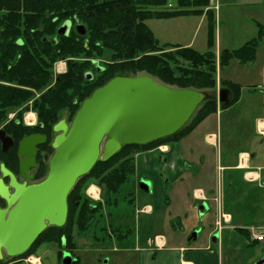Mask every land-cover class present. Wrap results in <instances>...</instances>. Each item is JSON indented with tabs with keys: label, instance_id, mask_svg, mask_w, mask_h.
I'll list each match as a JSON object with an SVG mask.
<instances>
[{
	"label": "trees",
	"instance_id": "trees-1",
	"mask_svg": "<svg viewBox=\"0 0 264 264\" xmlns=\"http://www.w3.org/2000/svg\"><path fill=\"white\" fill-rule=\"evenodd\" d=\"M169 3L173 8L154 9ZM209 3L210 0H0V79L16 80L19 85L0 84V109L6 118L10 109L30 100L33 92L23 87L41 92L32 101L31 108L37 112L38 122L50 139L52 127L63 118V112L74 115L84 99L117 75L142 71L167 85L194 88L206 94L190 120L174 134L144 145H123L106 161L98 160L70 191L65 224L44 230L26 254L34 252L41 242L62 246L63 238L66 246L74 251V232H85L98 220L100 202L90 200L85 194L90 183L101 188L105 206L116 205L115 195L135 172L132 151L147 150L177 140L216 111L214 54L210 50L199 52L190 46L160 43L145 23L148 19L200 14L212 20L214 12ZM67 20L73 24L83 23L85 35H78L73 26L67 35L58 34V28ZM258 26L256 37L239 48L222 53L221 65L231 58L242 63L255 58L260 38L264 35L262 25ZM46 38L57 40L52 43ZM106 50L112 53L111 61L97 70L89 58L102 55ZM62 58L67 59L66 71L59 75L55 86L47 87L54 63ZM88 71L92 72L89 79L86 78ZM222 86L232 92L231 103L222 105L226 107L239 98L240 87L230 81L220 82ZM42 175L39 173L38 177Z\"/></svg>",
	"mask_w": 264,
	"mask_h": 264
},
{
	"label": "rangeland",
	"instance_id": "rangeland-1",
	"mask_svg": "<svg viewBox=\"0 0 264 264\" xmlns=\"http://www.w3.org/2000/svg\"><path fill=\"white\" fill-rule=\"evenodd\" d=\"M213 5L215 8H213L214 17L212 20L205 14H200L148 19L145 22L160 43L190 46L199 52L210 50L214 54L215 93L220 82L230 81L239 84L240 100L230 107L232 115L229 118L222 115L221 121L216 123L220 126L217 144L205 146L201 142L203 134L215 127L213 114L204 119L191 134L180 141L183 146L190 143L188 152L185 151L187 160L193 159L191 158L192 154L193 156L195 154L194 158H197L198 161L203 160L206 172L195 175L192 180H185L186 178L179 180L176 185L182 189V196L180 193L177 195L175 185H173L169 189L166 205L161 208V211L152 214L143 213L139 210L145 204H152L154 200L151 194L140 188L139 183L141 180L151 181L152 175L150 176L145 171L143 164L137 158L138 153L132 151L136 160V171L115 195L117 204L102 208L104 216L99 223L97 222L95 226L93 223V226L91 225V228L85 232H74L73 240L76 243V249L73 251L74 258L70 254V263L77 257L79 261L74 264H138L136 258L140 248L151 251L150 259L158 253L159 248L155 245L156 235H164L169 239L168 243L171 242L170 238H173L174 241L185 242V239L188 240L191 234L197 231L196 243H202L205 241L207 232L215 226L217 203L209 201V209L200 214L199 207L195 204L199 201H195L192 195L194 188L212 184L217 189L221 185L222 174L218 166L226 158L232 163L236 162L239 159L237 150L245 149L256 154V147L254 146L252 150L249 147L250 144L246 145V143L250 139V133L251 135L253 133L254 116L263 115L262 109L264 110L261 105L262 95L264 96V35L260 38L255 58L252 61L242 63L231 58L229 62L221 65L220 60L222 61L224 51L239 48L245 42L256 37L257 23L264 27V0H213ZM171 8H173V4L169 3L165 7L154 9ZM209 23L212 25L210 26ZM209 30H211V36ZM111 54L110 50H106L102 55L89 58V61L97 60L99 64L103 65L111 61ZM61 60L66 62L67 59L62 58ZM60 62L57 60L54 63L53 72H55V64ZM139 74L145 73L137 71L133 75ZM153 78L160 81L156 77ZM30 114L32 115V113ZM11 115H8L7 118L13 117ZM62 116L70 122L73 115L68 116L67 112H63ZM227 125L235 128L236 133L226 130ZM240 128H243L244 132L238 136L237 131ZM230 138L235 139L230 146H226V142ZM260 138L263 139V137H258L259 144L262 141ZM262 147L261 143V149L256 154L257 161H255L264 165ZM44 174L45 172L39 177V180L44 177ZM232 174L239 178L242 171H232ZM255 186V183H242L241 180H238L236 187L234 186L235 190L229 191V189L223 190L222 188L220 201L223 207L224 203L228 205L227 210L224 207V211L240 214L243 222L241 224L244 228L250 229L252 226L256 231H259L262 230L259 226L264 224V198L261 202L254 204V198L247 192L250 187ZM94 188L97 190L96 187ZM255 188L258 189V187ZM243 191L246 193L237 196ZM256 191L258 192V190ZM90 192L93 191L90 189ZM259 194L261 195V192ZM235 195L238 198L230 200ZM211 196H214L213 192ZM234 223V220L227 225L223 223L218 233V250L223 255V264H254V259L259 258L262 254H254L255 248L246 244L245 234L231 229ZM146 237L150 238V242L148 244L144 242L145 245L142 241L146 240ZM62 249L58 243H47L40 245L34 254L43 264H59L58 259H60ZM103 258L107 259L106 263L99 261ZM249 258L253 261L251 262ZM32 261L38 264L37 259L32 258Z\"/></svg>",
	"mask_w": 264,
	"mask_h": 264
},
{
	"label": "water",
	"instance_id": "water-1",
	"mask_svg": "<svg viewBox=\"0 0 264 264\" xmlns=\"http://www.w3.org/2000/svg\"><path fill=\"white\" fill-rule=\"evenodd\" d=\"M69 27L70 21H65L58 33L66 35ZM75 31L83 36L86 28L77 23ZM45 40L56 42V38ZM90 77L87 72L86 78ZM204 98L202 91L169 87L147 74L115 76L96 88L69 124L61 119L53 126L54 151L45 177L30 185L13 183L15 192L4 194L7 208L1 212L0 253L21 255L47 226H63L70 191L98 160L106 161L123 145H144L174 134ZM231 99L228 88L219 89L220 103L227 104ZM42 140L34 135L24 139L23 145L34 146ZM139 186L145 192L151 190L149 180H141ZM192 237H197V231ZM70 258V253L64 252L61 263L69 264Z\"/></svg>",
	"mask_w": 264,
	"mask_h": 264
},
{
	"label": "crops",
	"instance_id": "crops-1",
	"mask_svg": "<svg viewBox=\"0 0 264 264\" xmlns=\"http://www.w3.org/2000/svg\"><path fill=\"white\" fill-rule=\"evenodd\" d=\"M210 7L213 9L215 6L213 5V0H210ZM260 23H257V26ZM262 25V24H261ZM264 30V27H262ZM259 29V26H258ZM257 29V30H258ZM258 33V31H257ZM235 61V60H231ZM230 61V62H231ZM229 64V63H228ZM240 100V97L238 101ZM236 101V103L238 102ZM234 105V103H233ZM262 107H264V96L262 95V102H261ZM232 107V106H230ZM230 107H224L218 110L217 113L213 114L214 116V123L215 127L212 130H207L201 139V142L203 145H209L204 141V136L206 134H214L216 139L215 143L219 140V131L220 126L219 124L216 125V123L219 122L221 119L222 115H226L228 118L232 115V108ZM263 115H255L254 116V122H253V137L250 133V139L246 143L250 144V148L253 150V147L255 146L257 149L256 154L261 149V143H262V149L264 150V110L262 109ZM204 121V120H203ZM221 121V120H220ZM195 129V128H194ZM226 130L232 131L233 133H236L235 128L227 125ZM193 131H191L189 134H191ZM244 132L243 128H240L237 131L238 136H240ZM261 132V133H260ZM188 134V135H189ZM186 135L185 137H187ZM262 136L260 138L262 141L259 144L257 142L258 137ZM183 137L182 139H184ZM235 138H230L226 142V146H230L231 143L234 141ZM189 145V146H188ZM188 145L183 146V144L180 141H170L165 144L167 147V150L165 151H159L157 148L145 150L138 152L137 158L139 159L140 163L143 164L144 169L148 174L151 176L152 175V188H151V196H153L154 202L151 204L149 203V206L153 208V210L156 212L161 211V208H164L166 205V198L169 193V189L173 186L175 188V192L177 195L182 196V189L178 188L176 185L179 180H192L195 175H198L200 173L206 172V168L204 166L203 160L198 161L197 158H194L196 155L192 154L193 159L187 160L185 151L188 152V149L190 147V143ZM188 146V147H187ZM211 146V145H210ZM214 146V145H213ZM229 148V147H228ZM246 153L248 154V170L240 168V165H238V161L232 163L229 161L228 158L224 159V162L220 163L219 170L222 168V174H221V185L220 188L222 190L229 189L232 190L234 186L236 187L237 181L241 180L242 183H255L258 189L255 187H250V190L248 189V195L252 196L254 198V204L261 202L262 198H264V175H263V170H264V165H261L260 163L256 162V154L252 151L249 150H237V155L239 153ZM191 153L192 150H191ZM196 153V152H195ZM264 153V151H263ZM256 156V157H255ZM196 159L197 161H195ZM256 160V161H255ZM188 164V165H186ZM191 166V167H190ZM232 171H242V174L240 175L239 178H236L234 174H232ZM249 171L250 174L252 175V178L247 177V172ZM208 174V173H207ZM262 184V185H261ZM260 188V189H259ZM196 189H201L205 195L208 197L209 201L211 196V193L215 191V185L212 184H205L204 186H198L195 187L194 190ZM241 190V189H240ZM258 190V192L256 191ZM242 191V190H241ZM233 192V191H232ZM261 192V195L259 194ZM246 191L240 192L237 194L243 195L245 194ZM236 195L231 198L230 200H234L238 198ZM224 207L227 210L228 205L224 203ZM225 214L229 215V224L232 222V220L235 221L234 224H232L233 230H237L241 232L242 234H245L246 236V244L249 245L253 248L254 254H262L259 258H255L254 264H259L261 260H264V242H258L252 239L250 235V230L252 229V226L250 229L244 228L241 223H243L240 217V214H234L232 212L224 211ZM232 208V207H230ZM226 223L225 225H227ZM262 226V227H261ZM259 226V228H263L264 224ZM255 228V227H254ZM258 228V230H259ZM215 227H213L211 230H209L206 234L205 241L202 243H196L197 237L195 239H190L188 240L185 239V242H178L174 241L173 238H170V243L169 239H167L164 235L163 236V241H164V246L158 250V253L156 256H154L152 259L149 258L151 255L150 250H145L144 248L139 249V254L137 255V262L138 264H223V255L220 253L219 247H218V241L213 238V234ZM149 237H146V240L144 239L142 243L148 244L150 242ZM144 243V244H145ZM217 243V244H216ZM145 244V245H146ZM144 245V246H145ZM252 259V257H250ZM249 258V259H250ZM229 259V258H228ZM250 261L252 262L253 260ZM130 261H133L132 259H129ZM228 261V260H227Z\"/></svg>",
	"mask_w": 264,
	"mask_h": 264
},
{
	"label": "flooded vegetation",
	"instance_id": "flooded-vegetation-1",
	"mask_svg": "<svg viewBox=\"0 0 264 264\" xmlns=\"http://www.w3.org/2000/svg\"><path fill=\"white\" fill-rule=\"evenodd\" d=\"M75 24L76 23L73 24L70 21L69 32H70L72 26L74 28ZM95 67L97 70L100 69L99 66H95ZM90 75L92 77L91 73H90ZM58 80H59V75L55 76V77L52 76L50 84L47 87L55 86L56 81H58ZM16 82H17L16 80L0 79V84H3V85L19 86V85H16ZM23 88L31 90L33 92V97L30 100H28L25 104H23L22 106L10 109L9 112L7 113V116L12 114L11 116H13V117L4 118V116L2 114L3 113L2 108L0 109V219H1V212L7 208V200L4 196V194L8 193L10 196L15 192V188L13 186V183H15L17 185L18 184L19 185H21V184L30 185V184H33V183L39 181V177H38L39 173L45 172V174H44V177H45V175L48 171L49 158L51 157V155L54 151V149L51 146V142H52L53 137L55 136L56 133H54V135L50 139L48 137V133L44 130L42 124L40 122H38V119L36 120V122L34 124H32L31 122H26L25 119H23V116L27 115L28 113L29 114L31 113L30 111H34L37 115V112L31 108V105H32V101L35 98L39 97L41 92H38L34 88H27V87H23ZM205 97H206V94H205ZM238 99L236 101H238ZM215 100H216L217 109L214 113H211V114H215L218 112V110L220 111V109L223 108V106L219 102V94L217 92L215 93ZM236 101L234 103H236ZM201 102H200V104H201ZM228 104H230V102ZM232 105H233V103L229 106H226V107H230ZM26 106L28 107L27 109L25 108ZM29 116L30 115H28L27 117H29ZM62 119H64L66 123H69V121H67L65 118H62ZM200 123H198L194 128H196ZM194 128H193V130H194ZM52 130H53V127H52ZM34 135H38V136L42 137L43 140L40 141L39 143L35 144L34 146H29V144L23 145L24 139H28ZM185 136L186 135H183L180 138H178L177 140L175 139V140H171V141H181L182 138ZM204 141L211 146L215 145L212 142L211 143L207 142L205 139V136H204ZM168 142H170V141H168ZM168 142H166V143H168ZM166 143H163V145H165ZM186 165H188V164H186ZM136 169H137V166H136L135 170ZM222 169L220 170V172L222 171ZM151 188H152V182H151ZM193 192H194V190H193ZM215 192H216V194H215ZM148 193L151 194V191H149ZM85 194H86V191H85ZM192 195L194 198V193H192ZM86 196L94 202H100V204H99L100 209L97 212V214H98L97 222L99 223L101 218L104 216L102 208L105 206L102 202L101 194H99L97 196V198L91 197L87 194H86ZM220 198H222V190H221L220 185H219V188H217V189L215 188L214 196H212L210 198V200L216 202L217 205H220V207H222ZM195 201H199V202H195V204H196V206L199 207L200 214H201V212H204V211L209 209V199L202 190H201L200 198L195 199ZM204 204L206 206V209H204V206H203ZM147 205H149V204H145L139 211L143 212V213H149V214L154 213L155 211L153 210L152 207H151V210L147 209ZM95 207H96V205H95ZM97 222H96V224H97ZM48 227H51V226L50 225L47 226L45 228V230ZM119 236H121V235H119ZM38 237L36 238V240L38 239ZM63 239H62V246H61L63 249L61 250L60 259H58V257H57L59 264H61V262H62V256H63L64 252L70 253L72 255V257L74 258L72 249L70 247H67L65 242L63 243ZM190 239H193V237L191 236ZM36 240L32 243L30 248L33 246V244L36 242ZM47 243H52V242H41L38 245H36V247L34 248V252H32L30 254H26L27 251L30 249L29 248L25 253L18 255V256H9L5 253V251L1 250L0 264H22V263L30 264V260H29L30 256L35 255L34 253L37 251V249L39 248L40 245H44ZM74 251H75V249H74ZM56 256H57V252H56ZM76 260H78L77 257H75V260H73V262L71 264H74L76 262ZM99 261L101 262V259ZM40 263L43 264L41 262V260H40Z\"/></svg>",
	"mask_w": 264,
	"mask_h": 264
},
{
	"label": "built area",
	"instance_id": "built-area-1",
	"mask_svg": "<svg viewBox=\"0 0 264 264\" xmlns=\"http://www.w3.org/2000/svg\"><path fill=\"white\" fill-rule=\"evenodd\" d=\"M239 162L242 166L246 165L247 162V156L245 154H240L239 155ZM223 217L225 218V216L223 215ZM253 239H255L256 241H260L263 242L264 241V229L260 232V233H253L252 235Z\"/></svg>",
	"mask_w": 264,
	"mask_h": 264
},
{
	"label": "bare ground",
	"instance_id": "bare-ground-1",
	"mask_svg": "<svg viewBox=\"0 0 264 264\" xmlns=\"http://www.w3.org/2000/svg\"><path fill=\"white\" fill-rule=\"evenodd\" d=\"M28 115H30V116H29L30 118H34V115H33V114L31 115V114L28 113L27 116H28ZM29 117H28V118H29ZM91 191H93V192L96 193L97 190H96L94 187H92V188H91ZM33 260H34V259H33ZM35 260H36V259H35Z\"/></svg>",
	"mask_w": 264,
	"mask_h": 264
}]
</instances>
